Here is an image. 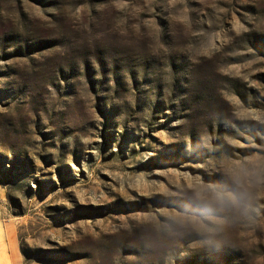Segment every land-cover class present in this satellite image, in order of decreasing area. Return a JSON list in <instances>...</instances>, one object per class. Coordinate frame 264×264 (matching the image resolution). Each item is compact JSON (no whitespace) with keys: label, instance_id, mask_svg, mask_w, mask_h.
Returning a JSON list of instances; mask_svg holds the SVG:
<instances>
[{"label":"rangeland","instance_id":"1","mask_svg":"<svg viewBox=\"0 0 264 264\" xmlns=\"http://www.w3.org/2000/svg\"><path fill=\"white\" fill-rule=\"evenodd\" d=\"M0 215L3 264H264V0H0Z\"/></svg>","mask_w":264,"mask_h":264},{"label":"crops","instance_id":"2","mask_svg":"<svg viewBox=\"0 0 264 264\" xmlns=\"http://www.w3.org/2000/svg\"><path fill=\"white\" fill-rule=\"evenodd\" d=\"M6 229H7V226L4 220H2V217L0 215V264H3L2 263V261H4V259L2 258L3 256L7 257L5 261H11V262L16 263L15 250H13L11 253H8L7 251V242H6V236H5Z\"/></svg>","mask_w":264,"mask_h":264},{"label":"clouds","instance_id":"3","mask_svg":"<svg viewBox=\"0 0 264 264\" xmlns=\"http://www.w3.org/2000/svg\"><path fill=\"white\" fill-rule=\"evenodd\" d=\"M215 199H216V202L217 203H220V204H224L226 202L225 197L223 195H221V194H217V196L215 197Z\"/></svg>","mask_w":264,"mask_h":264}]
</instances>
